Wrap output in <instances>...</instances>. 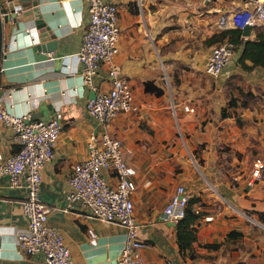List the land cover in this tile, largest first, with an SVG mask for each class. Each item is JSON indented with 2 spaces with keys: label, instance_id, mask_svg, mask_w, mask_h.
<instances>
[{
  "label": "crops",
  "instance_id": "0c3cea01",
  "mask_svg": "<svg viewBox=\"0 0 264 264\" xmlns=\"http://www.w3.org/2000/svg\"><path fill=\"white\" fill-rule=\"evenodd\" d=\"M110 1L119 10L115 61L132 87L136 109L118 113L107 130L124 141L129 150L124 158L136 171L132 200L145 243L144 264H264V228L257 224H264L257 214L264 212V180L248 183L252 162L259 156L250 160L247 152L254 146L251 137H259L257 131L264 129V110H250L238 125V106L226 104L225 81L232 72L249 73L238 66V49L217 76L204 71L214 45L206 39L233 27L231 9L251 5L253 0ZM0 4L22 8L13 15L14 21L2 26L0 105L10 113H29L32 119L62 115L54 156L41 169L39 195L56 207L47 223L62 234L72 264H117L125 229L88 217V209L80 203L68 207L66 199L72 165L87 156L88 135L100 130L85 109L92 90L82 81L76 54L88 17L86 2L0 0ZM255 29L242 37L253 39ZM259 29L264 32V26ZM34 40H53L55 49L45 59L35 60L29 50ZM249 78L264 87V67L255 66ZM146 81L162 93L145 91ZM94 83L108 89L105 67ZM182 101L193 111H183ZM172 103L180 128L188 135L186 143L176 138L164 142L171 132L167 113L173 114ZM222 110L229 114L222 117ZM261 141L257 146L263 151ZM199 144H203L200 155L207 176L203 181L191 152ZM224 144L231 147L228 153L221 150ZM16 148L12 131L0 123V152L6 156ZM102 173L114 181L113 173ZM177 183L198 199L194 208L203 213L195 221L197 237L191 244L198 254L195 258L189 257V250H179L176 223L161 218ZM25 194L24 186H10L7 175H0V264H46L42 254H25L16 243V235L26 225L21 208ZM87 227L94 229L96 244L89 243ZM204 244L218 247L208 249Z\"/></svg>",
  "mask_w": 264,
  "mask_h": 264
},
{
  "label": "built area",
  "instance_id": "2783aa9c",
  "mask_svg": "<svg viewBox=\"0 0 264 264\" xmlns=\"http://www.w3.org/2000/svg\"><path fill=\"white\" fill-rule=\"evenodd\" d=\"M85 2L88 17L76 54L81 64L82 81L95 94L86 100L85 109L100 130L88 135L87 156L72 165L67 178V206L80 203L88 209V217L122 226L125 239L117 264H144L142 248L145 243L138 233L132 200L136 171L124 158V152L128 150L124 141L107 130L118 113L136 109L132 87L115 61L119 51V10L110 0ZM21 9L19 4L8 5L4 13L10 18ZM242 15L245 18L241 28L244 24L251 28L263 27L264 0L237 6L232 17L234 25ZM234 48L228 39L214 44L205 64V73L217 76L232 57ZM103 67L109 85L106 90L94 83V77ZM180 104L183 111H193L189 103L182 101ZM174 107L172 103L175 114ZM61 116L56 112L48 120L32 119L29 113H10L0 105V123L12 131V141L17 146L6 156L0 152V175H7L10 186H24L26 189L21 201L26 225L16 235V243L25 254H42L46 264H72L62 234L47 223L48 215L56 207L44 202L39 195L41 169L54 156V146L62 131ZM102 170L113 173L114 181L109 180ZM258 180H264V160L260 157L252 162L248 183ZM189 197L185 185L177 183L162 208V220L177 223L185 214ZM257 224L264 228V224ZM86 233L89 243L96 244L94 229L87 227Z\"/></svg>",
  "mask_w": 264,
  "mask_h": 264
},
{
  "label": "trees",
  "instance_id": "16d2710c",
  "mask_svg": "<svg viewBox=\"0 0 264 264\" xmlns=\"http://www.w3.org/2000/svg\"><path fill=\"white\" fill-rule=\"evenodd\" d=\"M245 15L240 16L236 24L233 27H228L221 29L220 31L212 33L206 41L210 44L221 42L224 39H228L235 45V50H239V55L237 57L238 65L245 71L252 70L255 66L260 65L264 67V32L259 28L255 29V36L253 39L242 37V24L244 21ZM246 61H250L248 64ZM145 91L154 92L156 95L162 93V89L155 86L153 82L146 81L144 83ZM230 106H234L235 102L231 101ZM229 113L225 110H222L221 116H227ZM236 115V114H235ZM236 123L241 125L242 121L239 117H236ZM198 199L195 197H190L188 204L186 206L184 216L178 220L176 223V241L179 247V250L184 252L189 250V257L195 258L198 256L192 248L191 244L196 240L197 227L195 221L201 217L202 212L194 208V203ZM259 220L264 222V212L257 211ZM238 234L236 232H230L228 235ZM204 247L211 249L217 248V244H204Z\"/></svg>",
  "mask_w": 264,
  "mask_h": 264
},
{
  "label": "rangeland",
  "instance_id": "374dc122",
  "mask_svg": "<svg viewBox=\"0 0 264 264\" xmlns=\"http://www.w3.org/2000/svg\"><path fill=\"white\" fill-rule=\"evenodd\" d=\"M236 13V8H232L229 12V17H234ZM217 43V42H216ZM213 43V44H216ZM212 44V45H213ZM235 55V54H234ZM239 66V65H238ZM245 76L244 74H239L238 72H232V75L228 80L225 81L224 90L226 91V104L230 103L231 101L235 102V105L238 106V110L236 113L239 118L244 121V117H248L246 114L249 113L250 110H264V87L256 86L253 84V80L249 78L250 71ZM245 73V72H244ZM166 84H168V79H164ZM231 80V81H230ZM170 118V123L172 124L171 132L169 136L164 137V142L170 141L171 139L176 138L181 143H186L188 135L180 128L179 125V114H171L170 112L167 113ZM259 137H251V143L254 145L252 148H249L247 152H250V160L254 157H264V145L263 151L259 150L258 144H260L264 140V129L257 131ZM256 133V134H257ZM203 144H199L194 150H192V157L194 164L198 167L200 171L203 173L202 181L205 179L206 174L203 172L205 171L203 167L202 157L200 155L202 150ZM231 149L229 145H223L222 151L228 153ZM241 157H243L242 152L239 153Z\"/></svg>",
  "mask_w": 264,
  "mask_h": 264
},
{
  "label": "water",
  "instance_id": "95a60500",
  "mask_svg": "<svg viewBox=\"0 0 264 264\" xmlns=\"http://www.w3.org/2000/svg\"><path fill=\"white\" fill-rule=\"evenodd\" d=\"M6 2L10 0H5ZM1 5V4H0ZM7 7V6H6ZM6 7L1 5L0 6V59H1V54H2V36H3V31H2V26L3 22L6 24L7 21L11 20L14 21V17L11 16L9 18L8 14L4 13V10H6ZM3 12V14H1ZM251 27L248 24H244L242 28V36H249L250 34ZM50 37L53 39L55 37L54 34H51ZM55 49V42L53 40L51 41H39V40H34V42L31 43L30 45V52L34 56L35 60H42L46 58V53L50 52ZM1 95V93H0ZM95 96L94 92L91 91L89 93V98H93Z\"/></svg>",
  "mask_w": 264,
  "mask_h": 264
}]
</instances>
